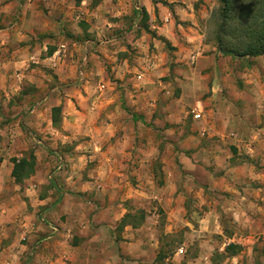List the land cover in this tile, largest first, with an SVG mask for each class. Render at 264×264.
I'll return each mask as SVG.
<instances>
[{"label":"rangeland","instance_id":"rangeland-1","mask_svg":"<svg viewBox=\"0 0 264 264\" xmlns=\"http://www.w3.org/2000/svg\"><path fill=\"white\" fill-rule=\"evenodd\" d=\"M217 2L210 19L212 22L203 31L204 55H209L213 52L212 47L216 49L217 46L222 8L221 1ZM42 7L38 10H44ZM233 23L236 22L229 24ZM37 37L41 42L45 35L38 34ZM226 38L230 39V36ZM162 42L165 54L159 68H168V71L160 72L161 82L154 90L155 97L149 93L137 97L138 86L135 87L133 82L139 79L133 69L127 72L126 79L129 76L130 80L127 86L118 85L122 91L116 108L144 116L143 125L135 127L139 126L145 133H134L129 147L122 136L120 140H115L118 136L114 137L113 147L106 145L102 150H96V157L84 162L85 167L81 170L80 165L68 164L63 151L67 148L66 153H72V146L81 142L80 137L91 139L88 135L69 134L76 138L65 139L56 132H35L42 144H37L33 138L30 143L24 136L32 130L27 126L23 128L22 122L33 116L31 110L37 106L36 97H41L44 90L40 93L33 86L22 84V91L8 103L7 115L0 118V129H3L0 132L9 133L11 123H17L14 130L28 143L0 144L1 148H10L0 151V161L6 159L12 164L13 160L24 157L33 161L35 171L40 159L47 167H44L43 182L32 180L27 185L32 188L30 193L25 191L24 181L16 183L13 180V190L0 197V264H121L120 258H145L143 264H264V243H257L259 247L255 246L251 253L244 248L226 250L228 244H236L234 235L239 234L236 226L229 216L219 211L213 220L206 218L197 196L200 184L196 181L190 184L185 178L188 172L183 169L185 156L191 157L196 147H211L222 155L227 152L239 162L264 166V56L259 60L239 58L231 65L230 61L224 62L231 67V72L225 71L223 67L227 65L221 66L219 62H216L214 74H208L205 67L201 74L192 72L191 85L194 86H185L183 91L178 79L181 69L187 65L176 61L174 49L165 40ZM54 45L57 44L54 42ZM31 64L33 67L27 70H35L32 77L44 80L47 75L53 78L51 84L55 86L57 82L51 69L43 67L37 60ZM26 82L31 84L27 79ZM247 82L248 88H245ZM45 90L49 97L46 107H59L62 112V104H56L63 93L51 91L49 87ZM24 91L28 96L24 97ZM13 105L17 108L12 109ZM193 106L202 111L203 118L199 121H194L190 114ZM15 113L23 118H15L12 122L10 116ZM48 116L47 111L44 126L48 124ZM14 130L12 134L17 135ZM42 145L39 156L36 152ZM90 150H84V153H91ZM105 153L117 161L105 160ZM213 153L197 150L191 163L207 164L214 160L211 158ZM205 168H211L210 164ZM62 170L67 177L79 170L78 177L70 175L69 180L77 181L73 190L58 173ZM197 172L200 175L201 172ZM83 181L87 183L84 184L86 191L81 193L78 186ZM40 199L44 201L40 203ZM141 212L144 219L136 231L130 226H126L127 230L122 228L124 216L127 215L132 224L140 220ZM104 225H110L109 230ZM109 235L116 245L123 246L120 250L116 251L108 242Z\"/></svg>","mask_w":264,"mask_h":264},{"label":"crops","instance_id":"crops-1","mask_svg":"<svg viewBox=\"0 0 264 264\" xmlns=\"http://www.w3.org/2000/svg\"><path fill=\"white\" fill-rule=\"evenodd\" d=\"M217 1L0 0V25L6 23L0 26V118L7 115L5 111L8 110V103L22 91L24 88L22 84H26L27 87L31 85L40 93L43 90L45 93L41 97L37 95V106L31 110L33 116H28L22 122L23 128L27 126L32 130L24 135L30 143L33 138L37 144H42L36 138L35 132L39 134L56 132L65 139L71 137L69 134L88 135L91 139L80 137L81 142L79 140L80 143L76 147L72 146V153H66L67 148L63 151L65 159L69 161L68 164L78 167L80 165V170L85 167L84 162L92 161L96 157V150H102L106 145L113 147L112 141L116 136L118 137L115 140H120L122 136L124 143L128 147L131 146L134 133L140 135L145 133L139 126L135 127L143 125L144 116L129 114L116 108L122 91L118 85L127 86V82L130 81L129 76L126 79L127 72L133 69L141 80V83H138L139 80L133 82L135 87L138 86L137 97H143L146 93L155 97L154 90L161 82L160 72L168 71V68H159V62L163 60L162 56L165 54L162 51V40L168 42L174 49L176 61L187 65L181 69V78L178 79L183 91L185 86H194L191 85L192 72L198 71L201 74L205 67L211 75L217 71L216 62L224 66L226 61H230V65L238 61L239 58L217 54L215 47H212L213 52L209 55L202 52L203 31L212 22L210 19L217 7ZM38 7L44 10L39 11ZM38 34L45 35L41 42H38ZM54 42L57 45H54ZM42 54L44 56H41ZM263 56L255 57L253 60H259ZM36 60L44 65L43 67L51 69V74L57 82L55 86L54 83L51 84L53 78L47 75L44 80L32 77L35 70L27 69L33 67L31 62ZM226 67L223 69L231 72V67L229 65ZM38 72H41V69ZM26 79L31 84H28ZM247 85L248 82L245 88H248ZM45 87L63 93V97H59L56 104L63 106L59 128L52 126L53 106L46 107L49 97L46 95ZM23 95L28 96L25 91ZM16 108L15 105L12 106V109ZM47 111L49 119L48 124L44 126ZM15 114L10 116L12 122L15 118L17 120L23 118V115ZM16 124L11 123L9 133L0 132L1 145H9V142H12V146L15 143L27 145L26 138L22 141L17 130H14ZM13 130L17 135L12 134ZM6 149L10 148L2 146L0 151ZM42 149L43 145L37 149L36 154L39 155L42 151L38 150ZM89 149L91 153H84V150ZM194 149L191 157L185 156L183 169L188 172L185 178L190 184H194V181L200 184L197 196L201 201V210H204L209 220H213L217 211L229 216L236 226V231L239 232L234 235L237 237L235 245L249 250L250 253L253 252L255 246L259 247L257 243H264L258 242L260 239L264 240L263 164L254 167L239 162L238 158L234 160L227 152L224 155L217 153V150H212L211 147ZM197 150L207 154L210 151L214 152L213 156L211 155L214 160L207 164L204 162L201 165H193L191 161ZM104 156L105 160L111 163L117 161L112 155L105 153ZM44 162L39 159L35 171L23 180L26 183L25 191L30 193L32 190L27 187L32 180L43 182L44 167H47ZM222 163L225 164L220 167ZM208 164L211 168H205ZM66 166L69 168V165ZM12 169L13 163H7L6 159L0 161V197L13 190ZM197 171L201 172L200 175ZM58 173L62 174L63 180H67V186L71 190L77 187L75 186L77 181L69 179L71 174L78 177L79 170L70 173L68 177L64 170ZM84 184L87 183L83 181L78 186L81 193L86 191ZM43 201L39 200L40 203ZM103 227L109 230L110 225ZM127 229L128 227L125 230ZM131 230L136 231L133 227ZM107 240L116 251L123 247L120 243L119 246L116 245L111 235L107 236ZM12 256L17 258L16 254ZM133 259L135 260L120 258L119 261L121 264H127L129 261L132 264L145 262V258Z\"/></svg>","mask_w":264,"mask_h":264},{"label":"trees","instance_id":"trees-1","mask_svg":"<svg viewBox=\"0 0 264 264\" xmlns=\"http://www.w3.org/2000/svg\"><path fill=\"white\" fill-rule=\"evenodd\" d=\"M220 1L222 3L221 22L219 24V35L216 37V50L219 51V54L235 58H255L264 55V0ZM230 22H236V25L234 23V25H230ZM237 23L241 25H237ZM229 36L230 39L226 38ZM51 122L54 128H59V107L52 108ZM33 172V161L30 162L24 157L19 160H13L11 175L16 183H21ZM140 215V220L132 224L127 220L128 216H124L121 221L122 228L124 229L126 226L136 228L144 219V213L141 212ZM240 249L235 244H229L226 247V250L238 251Z\"/></svg>","mask_w":264,"mask_h":264},{"label":"built area","instance_id":"built-area-1","mask_svg":"<svg viewBox=\"0 0 264 264\" xmlns=\"http://www.w3.org/2000/svg\"><path fill=\"white\" fill-rule=\"evenodd\" d=\"M138 77H140V76H138ZM190 114H191L194 121H199L203 118L202 111L197 106H193L191 108Z\"/></svg>","mask_w":264,"mask_h":264}]
</instances>
